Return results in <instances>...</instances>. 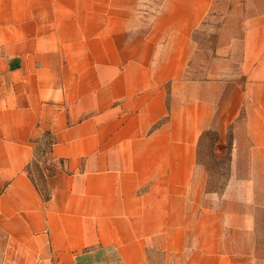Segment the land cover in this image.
<instances>
[{"label": "crops", "instance_id": "1", "mask_svg": "<svg viewBox=\"0 0 264 264\" xmlns=\"http://www.w3.org/2000/svg\"><path fill=\"white\" fill-rule=\"evenodd\" d=\"M147 11L0 0V264H232L197 148L264 157V0Z\"/></svg>", "mask_w": 264, "mask_h": 264}, {"label": "rangeland", "instance_id": "2", "mask_svg": "<svg viewBox=\"0 0 264 264\" xmlns=\"http://www.w3.org/2000/svg\"><path fill=\"white\" fill-rule=\"evenodd\" d=\"M166 0H138V8L147 12L161 9ZM210 24L218 25L221 15L208 17ZM145 30V29H144ZM194 36L200 46L214 45L215 33L196 31ZM168 86V85H167ZM232 131L226 133V139L218 144V134L214 130L201 133L197 148V160L205 173L206 195L220 196L222 204L216 211L223 212L224 230L217 240L228 253L232 264H264V157L252 156L250 163L232 167L231 161ZM51 133H45L40 151L48 152L52 145ZM43 158L42 155L39 156ZM66 165V160L62 159ZM36 182L45 193L43 179L40 177L39 164L31 166ZM155 264H164L161 252L156 254Z\"/></svg>", "mask_w": 264, "mask_h": 264}, {"label": "trees", "instance_id": "3", "mask_svg": "<svg viewBox=\"0 0 264 264\" xmlns=\"http://www.w3.org/2000/svg\"><path fill=\"white\" fill-rule=\"evenodd\" d=\"M217 134H218V133H217ZM219 138H220V136H219V134H218V139H217V142H218V144H221V142H220ZM52 143H53V142H52Z\"/></svg>", "mask_w": 264, "mask_h": 264}]
</instances>
